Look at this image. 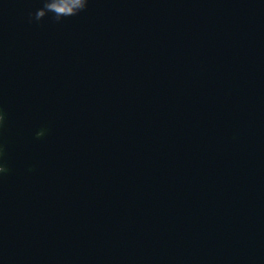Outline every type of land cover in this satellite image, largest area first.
<instances>
[{"label": "water", "instance_id": "obj_1", "mask_svg": "<svg viewBox=\"0 0 264 264\" xmlns=\"http://www.w3.org/2000/svg\"><path fill=\"white\" fill-rule=\"evenodd\" d=\"M0 0V264H264V0Z\"/></svg>", "mask_w": 264, "mask_h": 264}, {"label": "clouds", "instance_id": "obj_2", "mask_svg": "<svg viewBox=\"0 0 264 264\" xmlns=\"http://www.w3.org/2000/svg\"><path fill=\"white\" fill-rule=\"evenodd\" d=\"M42 4L43 6L35 12V20L40 21L51 13L53 19L59 22L63 18L78 15L85 10L88 0H42ZM2 121L3 116L0 115V122ZM5 170L4 167L0 166V172Z\"/></svg>", "mask_w": 264, "mask_h": 264}]
</instances>
